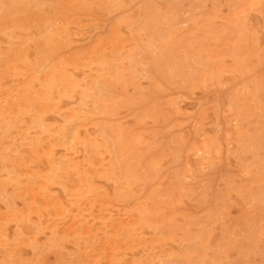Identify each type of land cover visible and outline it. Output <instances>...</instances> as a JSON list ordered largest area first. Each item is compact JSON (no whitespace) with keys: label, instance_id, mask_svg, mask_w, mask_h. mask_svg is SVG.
<instances>
[{"label":"rangeland","instance_id":"1","mask_svg":"<svg viewBox=\"0 0 264 264\" xmlns=\"http://www.w3.org/2000/svg\"><path fill=\"white\" fill-rule=\"evenodd\" d=\"M0 264H264V0H0Z\"/></svg>","mask_w":264,"mask_h":264},{"label":"bare ground","instance_id":"2","mask_svg":"<svg viewBox=\"0 0 264 264\" xmlns=\"http://www.w3.org/2000/svg\"><path fill=\"white\" fill-rule=\"evenodd\" d=\"M46 11V10H45ZM256 25V24H255ZM46 118H49V117H46ZM89 132V131H88ZM107 186V185H106ZM109 186V185H108ZM109 189V188H108ZM110 190V189H109ZM43 221V220H42ZM42 221H40V222H42ZM10 232V231H9ZM9 234V233H8ZM1 246H3V245H1ZM23 253V252H22ZM139 253V252H138Z\"/></svg>","mask_w":264,"mask_h":264}]
</instances>
